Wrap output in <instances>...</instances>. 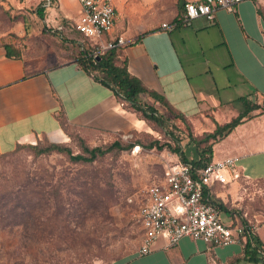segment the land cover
Here are the masks:
<instances>
[{
    "label": "crops",
    "instance_id": "obj_1",
    "mask_svg": "<svg viewBox=\"0 0 264 264\" xmlns=\"http://www.w3.org/2000/svg\"><path fill=\"white\" fill-rule=\"evenodd\" d=\"M54 1L56 10L51 0H40L34 13L40 29L46 27L54 33L53 38L40 36L46 45L43 52L28 43L30 48L22 46L20 58H8L0 46V154L10 152L16 144L44 137L52 142L66 140L57 120L61 111L68 126L98 133H128L145 126L134 113L121 108L109 89L66 59L70 52L62 48V36L72 38L69 30L79 14L71 17L59 10L65 0ZM187 1L199 0H175L163 11L162 19L142 21L114 0L118 16L113 33L133 41L122 47L128 73L164 98L192 129L210 121L213 128L201 133L215 128V117L226 113L229 121L236 117L242 108L240 100L264 110V0H242L235 13L219 10L212 21L200 17L188 26L162 30V23L179 21ZM139 100L159 108L146 94ZM258 112H251V117L246 116L213 145L211 161L236 158L240 178L226 185L216 183L211 196L236 209V213L221 211L222 222L231 224L249 215L247 221L257 239L255 259L244 258L242 243L210 248L190 238L174 246L160 238L150 253L137 256L141 233L128 256L100 264H228L232 260L231 264H264V208L251 212V203L242 201L248 186L264 184V113Z\"/></svg>",
    "mask_w": 264,
    "mask_h": 264
},
{
    "label": "rangeland",
    "instance_id": "obj_2",
    "mask_svg": "<svg viewBox=\"0 0 264 264\" xmlns=\"http://www.w3.org/2000/svg\"><path fill=\"white\" fill-rule=\"evenodd\" d=\"M39 1L0 0V43H13L20 51L22 46L30 48L29 43L43 52L46 45L40 42V36L53 38L54 33L46 27L40 29L41 23L34 15ZM174 1L118 0V4L142 21H157ZM55 4L51 0L54 10ZM59 10L71 17L79 14L73 0H65ZM12 33L18 39H13ZM157 107L163 114L165 131L173 132L185 147L187 130L181 121L158 104ZM214 119L213 124H220L230 117L226 113ZM211 124L210 121L205 126L197 124L191 132L197 135L203 129L210 130ZM165 131L157 132L145 124L138 132L147 133L149 138L139 140L143 144L150 139L170 141ZM79 133L90 145L112 140L110 134L85 128ZM121 139L128 143L134 137L131 132H122ZM38 141L22 144L35 145ZM49 142L70 143V137L62 142ZM24 152L0 160V260L4 264H100L125 258L135 250L142 233L135 218L141 194L161 178L166 161L179 162L177 155L166 150L137 146L87 166L70 164L60 155L34 159ZM12 168L18 173L11 175ZM25 174L33 178L23 191L25 195L12 193L16 181ZM4 190L10 191L7 199L2 197ZM4 201L9 205L3 206ZM242 201L251 203V212L263 211L264 184L248 186ZM19 203L21 207L17 206Z\"/></svg>",
    "mask_w": 264,
    "mask_h": 264
},
{
    "label": "built area",
    "instance_id": "obj_3",
    "mask_svg": "<svg viewBox=\"0 0 264 264\" xmlns=\"http://www.w3.org/2000/svg\"><path fill=\"white\" fill-rule=\"evenodd\" d=\"M76 1L79 16L74 29L97 45L91 55L94 60L119 47L133 44L132 40L113 33L118 16L114 0ZM241 1H187L182 5L181 21L162 23L160 28L170 30L179 24L188 26L192 20L200 17L212 21L219 10L235 13ZM239 178L236 158L233 157L211 162L197 170L180 161H166L161 178L146 187L141 194L142 200L135 218L142 236L136 255L150 253L160 238L166 239L168 246L177 245L183 238L199 240L210 248L241 244L248 229L254 232L250 222L226 224L221 221L219 212L212 205L203 202L205 189L216 183L226 185ZM0 264H4L3 261L0 260Z\"/></svg>",
    "mask_w": 264,
    "mask_h": 264
},
{
    "label": "trees",
    "instance_id": "obj_4",
    "mask_svg": "<svg viewBox=\"0 0 264 264\" xmlns=\"http://www.w3.org/2000/svg\"><path fill=\"white\" fill-rule=\"evenodd\" d=\"M41 12L42 10H37V15L40 17L42 16ZM179 17L180 19L178 22L181 21V13L179 14ZM69 31L72 35L71 39L62 36V48L65 51L70 52L66 59L73 61L77 68L85 72L93 81L109 89L122 109L134 113L136 117L144 121L149 128H152L157 132H161L163 129L165 131L166 126L163 114L159 112L158 108H156L153 104H147L139 100L140 95H148V97L152 98L154 102L164 108L167 113L172 115L173 118L175 117L181 121L182 125L187 130L188 143L185 147L181 146L180 141L175 137L173 132L165 131L168 133L170 141L162 142L157 139H150L149 143L143 144V142L139 139L143 137L149 138L148 134L131 131V135H133L134 140L129 141L128 143L122 141V133H111V141L98 145H90L87 143L85 137L79 133L80 131L82 132L84 128L68 126L65 121L64 114L61 111L57 116V120L63 132L70 137V143H50L44 137L35 145L16 144L12 151L0 154V160L10 159L17 153L25 150L24 153L30 155L34 159L50 155H60L70 164L87 166L92 165L107 156L118 154L122 151H129L134 146H137L138 148L156 149L157 151L166 150L174 155H177L181 163L188 164L194 170H197L211 163L213 145L228 135L246 116H250V113L253 111H259L257 114L264 113V110L259 106L251 104L245 100H240L242 105L241 110L238 115L231 119L228 123L222 125L216 124L215 128L210 132L193 135L191 132L192 127L189 121L181 113L172 109L168 103H166L164 98L157 93L146 89L137 78L128 73L122 47L108 53L97 61L91 56L97 45L77 33L74 28H71ZM11 37L13 39H18L13 33L11 34ZM68 44L72 46L71 49H69L70 47ZM0 46L4 49L6 57H21L22 52L15 47L13 43L1 42ZM14 169L11 172V175L18 173V170L15 171ZM16 182L17 183L15 184L12 193H23V195H25L23 191H25L27 187H29L28 185L33 182V178H30L27 174H25L22 180H17ZM212 187L213 186L204 190L203 202L205 204L212 205L219 213L221 211L228 212V210L231 213H236V209H230L229 205H225L211 196ZM1 190L2 188L0 191ZM9 192L10 191L7 192L4 190L2 197L7 199ZM2 204L5 207L9 205L8 201H4ZM17 206L21 207L20 203ZM246 221L247 217H244L243 220L240 218L238 222L239 224H246ZM241 243L244 244V258L246 260L255 259V243L257 244V239L255 238L254 232H251L248 229L243 235ZM231 262H233V260L228 264H231ZM259 263L262 264L260 261Z\"/></svg>",
    "mask_w": 264,
    "mask_h": 264
},
{
    "label": "water",
    "instance_id": "obj_5",
    "mask_svg": "<svg viewBox=\"0 0 264 264\" xmlns=\"http://www.w3.org/2000/svg\"><path fill=\"white\" fill-rule=\"evenodd\" d=\"M96 60H97V61H99V60H100V58H98V57H97V58H96Z\"/></svg>",
    "mask_w": 264,
    "mask_h": 264
}]
</instances>
